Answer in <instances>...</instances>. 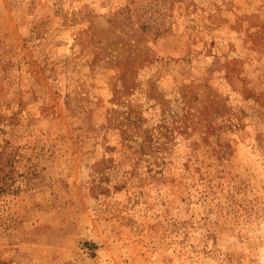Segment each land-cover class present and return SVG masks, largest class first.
<instances>
[{
    "label": "rangeland",
    "instance_id": "obj_1",
    "mask_svg": "<svg viewBox=\"0 0 264 264\" xmlns=\"http://www.w3.org/2000/svg\"><path fill=\"white\" fill-rule=\"evenodd\" d=\"M0 264H264V0H0Z\"/></svg>",
    "mask_w": 264,
    "mask_h": 264
}]
</instances>
